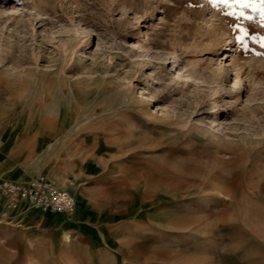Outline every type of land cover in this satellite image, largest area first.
Segmentation results:
<instances>
[{"label": "rangeland", "instance_id": "rangeland-1", "mask_svg": "<svg viewBox=\"0 0 264 264\" xmlns=\"http://www.w3.org/2000/svg\"><path fill=\"white\" fill-rule=\"evenodd\" d=\"M39 175L76 210L5 209L0 264H264L260 8L0 0V177Z\"/></svg>", "mask_w": 264, "mask_h": 264}, {"label": "built area", "instance_id": "built-area-1", "mask_svg": "<svg viewBox=\"0 0 264 264\" xmlns=\"http://www.w3.org/2000/svg\"><path fill=\"white\" fill-rule=\"evenodd\" d=\"M0 197L9 212L28 207L48 214L71 215L77 205L69 190L58 187L45 175L24 182L0 179Z\"/></svg>", "mask_w": 264, "mask_h": 264}, {"label": "snow or ice", "instance_id": "snow-or-ice-1", "mask_svg": "<svg viewBox=\"0 0 264 264\" xmlns=\"http://www.w3.org/2000/svg\"><path fill=\"white\" fill-rule=\"evenodd\" d=\"M209 2L215 7L218 4H224L225 6L232 8L235 6H239L241 9L249 8V7H259L261 10V17L264 19V0H209ZM233 13H228V15H232ZM240 16H243L244 13L241 11L239 13ZM242 35L238 37V39L243 42L245 36H247V31L245 29H240Z\"/></svg>", "mask_w": 264, "mask_h": 264}, {"label": "crops", "instance_id": "crops-1", "mask_svg": "<svg viewBox=\"0 0 264 264\" xmlns=\"http://www.w3.org/2000/svg\"><path fill=\"white\" fill-rule=\"evenodd\" d=\"M0 179H3V177H0ZM48 179H50L48 177ZM6 180V179H5ZM7 180H10V181H15V182H23V181H19V180H12V179H7ZM51 180V179H50ZM53 182V181H52ZM54 184H56L54 182ZM25 207H23L21 210L19 211H16V212H11L13 213V217H19L21 215V211L24 209ZM5 208H4V203H3V200L1 199L0 197V239L1 240H4L6 243H7V222L9 220H11L10 218H8L7 216V213H5ZM11 216V215H10ZM33 216L32 213H27L25 214L23 217H21L22 219L20 220L21 222L20 223H25L26 220H28L29 217ZM15 220L18 218H14Z\"/></svg>", "mask_w": 264, "mask_h": 264}, {"label": "bare ground", "instance_id": "bare-ground-1", "mask_svg": "<svg viewBox=\"0 0 264 264\" xmlns=\"http://www.w3.org/2000/svg\"><path fill=\"white\" fill-rule=\"evenodd\" d=\"M195 75V73L194 74H191V76L193 77Z\"/></svg>", "mask_w": 264, "mask_h": 264}]
</instances>
